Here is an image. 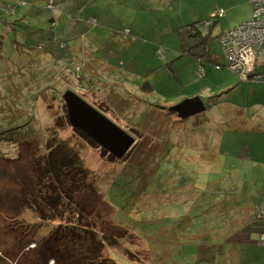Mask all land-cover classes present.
Instances as JSON below:
<instances>
[{"label":"rangeland","instance_id":"374dc122","mask_svg":"<svg viewBox=\"0 0 264 264\" xmlns=\"http://www.w3.org/2000/svg\"><path fill=\"white\" fill-rule=\"evenodd\" d=\"M186 4L184 9L172 11L174 17L169 14L171 18H167L161 11H152L131 0H0V130L5 129V121L9 124L18 118L19 106L32 116L26 133H40V143L44 145L57 138L79 150L85 167L99 184L102 197L113 207L108 218L110 224L106 226L111 236L107 239L109 256L113 259L117 256L128 264H210L211 259L212 264H222L223 255L234 247L244 255L240 262L244 264L249 250L238 238L246 233L235 226L247 222L249 208L262 204V174L253 169L239 170L240 162L237 166L220 159L242 157L244 146L252 151L247 154L248 159L262 153L264 136L256 132L262 130V124L255 126L250 120L251 123L247 120L230 123L226 122L228 118L219 121L208 114L198 115L195 122L180 121L170 108L181 104L182 101L174 102L180 99L181 88L174 89L168 84V67L163 68L165 59L157 55L160 60L157 62L149 51L154 38L163 36L167 54L182 43L191 48L196 46L205 57L209 47L221 56L219 36L253 18L251 1L189 0ZM208 9V14L197 18L204 37L207 36L202 44L201 37H191L196 29L190 34L184 25L189 19L196 20L190 18V12ZM221 9L226 11L221 23H212L210 27L207 19ZM52 21L58 23L57 29ZM51 32L54 44L47 43ZM57 37L71 39L70 45ZM109 63L117 66L111 67ZM157 67L163 73L152 76L150 86L155 85L156 93L164 96L150 99L154 96L152 91L150 95L148 90L144 93L138 88L137 78L130 72L140 70L145 78L149 68ZM254 68L264 69V59ZM82 72H89L94 80L87 90H83L82 82L88 78ZM248 77L234 74L230 85L223 87L209 82L211 91L206 96L219 106H243L248 95L246 89L253 84ZM262 80L254 81L259 84ZM139 86L150 87L141 81ZM66 91L84 97L88 104L92 107L94 104L109 120L136 138L122 159L111 161L103 157L100 148H104L99 144L100 148L91 146L77 132L82 130L71 125L63 96ZM149 101L154 105H149ZM248 114L249 111L250 117ZM1 147L9 158L19 152L13 140L3 138ZM232 147L240 148V152L230 155L224 151ZM217 150L216 158L213 151ZM10 165L14 166L13 162ZM246 174L252 182L245 180ZM0 177L3 178L2 174ZM3 182L6 188L8 182L5 179ZM217 197L224 199L228 208L232 206L226 199H231L237 211H218ZM202 205L204 211L199 210ZM258 213L260 218L264 217V207ZM239 214L241 217L235 219ZM23 218L35 220L30 211ZM114 236L118 237L116 241ZM0 237L4 239L3 232ZM212 254L218 259H213ZM256 264H262V259Z\"/></svg>","mask_w":264,"mask_h":264},{"label":"trees","instance_id":"16d2710c","mask_svg":"<svg viewBox=\"0 0 264 264\" xmlns=\"http://www.w3.org/2000/svg\"><path fill=\"white\" fill-rule=\"evenodd\" d=\"M59 5L64 7L63 3ZM220 11L226 13L223 9ZM208 21H212L215 25L221 23V18L212 17ZM52 23L57 29L58 23L55 21ZM212 23L209 24L210 27ZM196 25L198 24L184 25V30L191 34V31L196 29V34L191 37L197 39L201 37L202 44H205L204 40L207 36L204 37L202 32L203 26ZM57 39L70 45L71 39L61 40L60 37ZM47 43H55L52 32L48 36ZM205 47L207 50L206 45ZM166 52L163 45H158L156 55L165 59L166 63L169 59V62L175 60V55L170 58ZM199 56L205 59L209 55ZM261 62L262 59L258 64L261 65ZM66 64H69V60ZM217 66L220 68L214 66L215 71L227 69L225 63H218ZM258 72L256 70L248 77L249 80L251 79L249 82L262 80L260 76L264 73L258 74ZM208 74L204 64H199L196 70L198 83L204 84L205 80L201 79H205ZM239 76L241 78V75ZM84 81L86 86H90L86 79ZM175 86L179 87L177 84L172 87L175 89ZM169 93L168 90L167 95ZM158 94L164 96L161 92ZM81 98L88 102L84 97ZM204 98L202 97V100L205 101ZM93 107L105 115L94 104ZM16 108V112H19L18 118L10 121L9 124L5 121L3 123H6V127L3 126L5 129L0 130V174L8 182L5 188L4 179L0 177V232L4 234V239L0 237V264H128L118 260L117 256L111 258V253H108L107 239L111 236L107 234L106 226L110 224L108 218L113 207L102 197L98 189L99 184L93 178L92 172L85 167L79 150L72 147L68 141L63 143L57 138H53L48 145L40 143V133L25 132L32 118L27 115L29 111L19 106ZM15 131H17L16 135H14ZM77 132L91 146L100 148L82 131L77 130ZM3 138L6 141H16L19 152L15 155V160L3 154L1 150ZM100 149L103 157H109L111 161L117 159L114 155H109L105 149ZM11 162L14 166L10 165ZM27 211L35 216L34 221H26L23 218ZM260 217L257 212L256 219L264 218ZM117 238L114 236L113 240L116 241Z\"/></svg>","mask_w":264,"mask_h":264},{"label":"crops","instance_id":"0c3cea01","mask_svg":"<svg viewBox=\"0 0 264 264\" xmlns=\"http://www.w3.org/2000/svg\"><path fill=\"white\" fill-rule=\"evenodd\" d=\"M131 1H135V3H141L144 6H148L151 8L150 10H152V11L159 10L163 14L168 16L167 18H169V17L171 18V16L174 17L172 11L175 9H179V8H180V10L184 9V7L187 5L186 2H188L189 0H131ZM100 2L101 1H99V5L101 4ZM106 4H107V2H106ZM209 9L204 10V11L196 10V11L190 12L192 14V17H190V18H192V19L196 18V20L194 21V20L189 19V21L187 22L186 25L190 24L191 21H193L191 24H193V23L198 24L200 22V20H198V19H200L199 17H201L205 14H208L209 12H207V11H209ZM210 11H212V10H210ZM219 12H220V10L217 12H213L211 14V16L207 19V21L210 18L214 17L215 14H217ZM169 14H171V16H169ZM253 17H254V14H253ZM221 19H223V17ZM201 21H204V20L201 19ZM97 22H98V19H97ZM124 31H126V30H124ZM114 35H117V34L115 33ZM112 38L114 39L116 37L113 36ZM162 38H163V36L155 37L153 40V43H151V45L149 46V51L152 54L154 59L157 58L156 57L157 56L156 55V49L158 47V44H155V42L158 41L160 43L159 45H162L165 41V39L163 38V40H162ZM170 50L168 52V55L170 58L172 55H175V57H174L175 60H173L172 62H169L170 61V59H169V61H167L169 64L165 63L163 68L168 67V77H169L168 78L169 79L168 84L171 86L177 84L181 88V91H182V93L180 95L181 97L179 100L174 101L175 103H178L180 101L184 102L187 99H193L197 96H199L201 99H202V97H205V98H207L208 101L207 102L204 100H202V101L206 106V110L204 112H202L201 114H208L209 118H211V119L213 118V119L219 120V121H225L228 118V120H226V122H230V123L234 122L236 120H238V122L242 123V122H245V120H247L248 123H251L250 121H252L255 124V126H257L258 123L262 124V130H259L256 132H260L262 134V136H264V81L263 80H262V83H259V84L255 83V81L250 82L253 84L250 85V87L248 86L246 89V90H248L247 91L248 95H247V100H246L245 105L243 104V106H241L240 104L239 105L220 104L222 106H219L216 103H212V102H214L212 97H209L206 95L209 91H211V87H210L209 82H212V84L214 86L223 87L225 85L226 86L230 85L229 83L231 82V80H234L233 75L235 73L229 71L228 69H221V71H215V69H214V66H217L218 63H221V64L225 63L224 52L221 56H219V55H216L214 52H212V50L209 47L208 50L210 52H208V50H207V54H206L209 56L206 57L207 59L206 58L204 59V58L199 56L200 54H202L204 52H197L198 49L196 50V46L191 48L189 44L188 45L185 44L184 46H182V43H181V47H175L174 49H170ZM195 52H197V53H195ZM157 62H160V60ZM164 62H166V60ZM109 64L111 67L117 66V65H113L111 63H109ZM199 64H204L206 70L209 72L208 76H206L205 79H201V80H205V81H203L204 84H202V83L200 84L197 81V80H199V78L196 75V70H197V67ZM208 65H211V67L209 68ZM117 70H119V69H117ZM146 70H147V68H146ZM133 71H136V72L134 73ZM257 71H259L258 74L264 73V69H262V68L257 69ZM157 72L163 73V69L161 67L149 68L148 72H146L145 78H143L140 70L135 69V70H132L130 73L133 76H136V78H137L136 84H137L138 88L143 89V92L145 93L147 91V89L146 88L144 89V88L139 86L140 81L145 82L150 86L151 81L154 79V77H152V76H154ZM87 73H89V72H87ZM87 73L84 72L83 74H85L87 76L88 79H86V80L91 85L92 84L91 81L94 82V80L92 79L91 74L89 73L90 74V76H89ZM171 73L174 75L173 78H171V75H170ZM216 74L218 75L217 77H215ZM224 76H225V78H224ZM247 83H249V82H247ZM199 84H200V87L198 88ZM150 87H151L150 89H152V90H148L149 94H150V91H152L151 93L154 95V96H150V99H155L157 97L162 98V96H160L159 94L156 93L157 87L155 85L150 86ZM193 87H195V88H193ZM255 89L258 91H256ZM214 99H216V98H214ZM160 100H163V99H160ZM149 102H151V103H149ZM149 102H148L149 105L153 104L152 101H149ZM241 109H247V111H249L248 115H250V117L247 116V111H244ZM201 114H199V115H201ZM198 117L199 116H195V117L189 119V122H192V121L195 122L198 119ZM176 118L179 119L180 117L178 115H176ZM258 118H260L262 120H258ZM242 119H244V120H242ZM180 121H182V120L180 119ZM242 132L248 133V131H245V130ZM249 132H251V131H249ZM203 150H205V149H203ZM213 150H215V149H213ZM237 150H239V152H240V148H234V147L230 148L229 150H224V151H227L230 155H232ZM251 152L252 151H250V147L248 148V146H244L243 150H241L242 157L239 156V158H236L234 156L233 157L232 156L231 157L225 156L223 158L220 157V159L221 160L223 159L225 162H227V164H236L237 163V166L239 164L238 162H240V166H238V168H237L239 170H251V169H253L252 171H254L255 173H257L259 175L262 174V180L260 179V183H262V198H261L262 204H260L259 206H256V208H252V209L249 208L247 210V220H246L247 222H245L241 227H240V225H236L235 227H236V229H244L242 233H246L244 235H240L238 238L239 241L243 242L242 244H244L246 247L248 246V250H249V253H247V259L244 262V264H256V263H259V261L261 259H262V264H264V244L259 242L260 241V235L264 234L263 233L264 218H262V220H260V222L262 221V224H260V222L256 223V221L258 220V219H256V214L260 208L264 207V143L262 144V153L258 152V154H257V155L260 154V156L256 155V156H253L250 159H248L247 154L251 153ZM213 153L217 154V156H216V158H217L218 157V150L213 151ZM208 154H211V153H208ZM201 162H202L201 164L204 165L202 158H201ZM215 172H218L217 169H215ZM245 180L247 182L248 181L252 182L251 179L247 176V174H246ZM218 192H221V191L218 190ZM219 200H220V205L217 208L218 211L223 212V211H228V209H230L231 211H234V212L237 211V208H236L237 205L231 199L230 200L226 199V201H228L229 204L232 206L231 208L227 207V205L224 202V199H219ZM203 206L204 205L199 207V210L204 211L202 209ZM215 211H216V209H215ZM234 217H235V215L233 216V218ZM239 217H241V215L237 216V218H235V219H238ZM261 229H262V233H261ZM237 236H235V238ZM258 239H259V241H258ZM215 254H212L211 257L213 259H218V256L215 257ZM244 258L245 257L242 254V252L237 250V247L236 248L234 247L233 249L229 250L226 253V255H223V258L221 259V263L224 264V262H225V264H235V262L237 261L238 263H236V264H240L241 260ZM209 262H210V264H212L213 263L212 259Z\"/></svg>","mask_w":264,"mask_h":264},{"label":"water","instance_id":"95a60500","mask_svg":"<svg viewBox=\"0 0 264 264\" xmlns=\"http://www.w3.org/2000/svg\"><path fill=\"white\" fill-rule=\"evenodd\" d=\"M69 121L73 127L81 129L97 144L108 150L117 159H122L133 147L136 138L98 112L72 91L64 93ZM206 110L200 97L188 99L171 108L181 120H189Z\"/></svg>","mask_w":264,"mask_h":264},{"label":"built area","instance_id":"2783aa9c","mask_svg":"<svg viewBox=\"0 0 264 264\" xmlns=\"http://www.w3.org/2000/svg\"><path fill=\"white\" fill-rule=\"evenodd\" d=\"M251 3L254 8L253 20L220 37L225 67L246 78L256 70L254 66L258 65V61L264 59V0H251ZM224 15L220 11L214 18ZM260 242L264 244V234L260 236Z\"/></svg>","mask_w":264,"mask_h":264},{"label":"flooded vegetation","instance_id":"af4514ba","mask_svg":"<svg viewBox=\"0 0 264 264\" xmlns=\"http://www.w3.org/2000/svg\"><path fill=\"white\" fill-rule=\"evenodd\" d=\"M83 90H87V86L85 85V82H82Z\"/></svg>","mask_w":264,"mask_h":264},{"label":"bare ground","instance_id":"6f19581e","mask_svg":"<svg viewBox=\"0 0 264 264\" xmlns=\"http://www.w3.org/2000/svg\"><path fill=\"white\" fill-rule=\"evenodd\" d=\"M251 1V0H250ZM252 4V3H251ZM225 13V12H224ZM254 18V17H253ZM253 20V19H252ZM208 22V21H207ZM212 23V21H209V24H211ZM260 77H262V76H260ZM258 81H260V80H258ZM197 97H199V96H197Z\"/></svg>","mask_w":264,"mask_h":264}]
</instances>
